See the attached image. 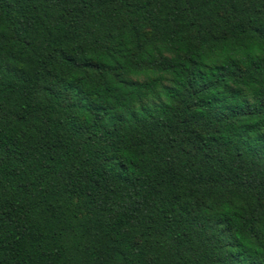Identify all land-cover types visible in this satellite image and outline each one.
<instances>
[{"label": "trees", "instance_id": "16d2710c", "mask_svg": "<svg viewBox=\"0 0 264 264\" xmlns=\"http://www.w3.org/2000/svg\"><path fill=\"white\" fill-rule=\"evenodd\" d=\"M0 264H264V0H0Z\"/></svg>", "mask_w": 264, "mask_h": 264}]
</instances>
